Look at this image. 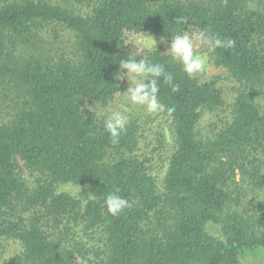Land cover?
Listing matches in <instances>:
<instances>
[{
    "label": "trees",
    "instance_id": "obj_1",
    "mask_svg": "<svg viewBox=\"0 0 264 264\" xmlns=\"http://www.w3.org/2000/svg\"><path fill=\"white\" fill-rule=\"evenodd\" d=\"M254 1L0 0V86L14 101L13 118L0 123V235L22 245L0 264H77L78 243L67 238L79 221L103 231L104 264H244L252 251L264 261V210L253 225L235 208L239 193L231 188L237 173L264 188V104L254 99L264 82V7ZM180 16L187 24L177 23ZM49 23L72 34L68 54L56 57L40 45ZM189 26L235 41L211 56L243 89L230 120L212 137H199L201 109L223 104L217 81L189 77L160 49L145 51L172 76L158 79L174 136L160 191L149 159L138 155L137 125L128 122L113 143L104 123L83 114L78 101L106 104L122 90L113 73L131 55L127 33L170 39ZM18 160L45 177L32 190L18 174ZM68 182L88 186L83 206L56 191ZM115 189L131 207L112 216L104 197Z\"/></svg>",
    "mask_w": 264,
    "mask_h": 264
},
{
    "label": "rangeland",
    "instance_id": "obj_2",
    "mask_svg": "<svg viewBox=\"0 0 264 264\" xmlns=\"http://www.w3.org/2000/svg\"><path fill=\"white\" fill-rule=\"evenodd\" d=\"M254 7H264V0H255ZM144 34H150L143 32ZM157 41V49L163 53L170 39L159 43L161 35L150 34ZM72 34L63 29L58 24L49 23L40 31V45H44L50 50L54 56L63 53L66 55L72 47ZM143 37L140 33L129 32L125 35L124 46L127 51L132 54L135 48L132 44H140ZM137 51H140L137 48ZM147 51L145 48L143 54ZM197 51L207 55L208 68L204 73L196 75L201 81L213 80L217 81V85L221 89L223 104L214 109H201L200 120L198 123L199 137L209 138L217 133L225 123L230 120L232 115V104L234 97L240 89H243L242 84L231 77L226 68L215 65L211 51L204 46L197 48ZM136 57H140L137 55ZM123 88L120 91L123 93L127 90L128 82L122 80ZM250 90V89H249ZM9 88L0 86V123H5L13 118L14 101L13 94L9 93ZM118 92L108 103L98 106H111L127 111L129 122H133L138 127L139 150L138 155L142 158L149 159V169L156 176L158 187L162 191V178L166 172L167 163L174 147V136L172 130L171 119L168 118L163 111L155 114L147 113L142 107L130 105L124 95ZM87 99V103L94 107V99L84 97L78 101L79 107L83 114H88L90 111L83 108V104ZM254 99L259 104H264V82L256 88ZM93 113V112H92ZM96 118L103 122V118L94 113ZM104 123V122H103ZM18 174L25 182L26 188L32 190L40 181L44 180V176L37 170L27 167L22 161L18 160ZM244 177V178H243ZM237 173L235 180L231 183V188L235 193H239V199L235 208H237L245 217H249L250 222L254 225L262 217L264 210V188L255 185L247 176ZM80 188V192H79ZM237 189V190H236ZM236 190V191H235ZM56 191H63L80 201L83 206L87 199L90 198V193L87 185H77L72 183H62L56 186ZM27 209V206H19L18 210ZM22 212V211H21ZM16 217H18V214ZM9 216L14 219V216ZM30 211L24 210L23 216H29ZM48 221V220H45ZM51 221H48V223ZM259 224V223H258ZM70 239H74L78 243V252L74 251V259L77 264H104L105 261V245L104 234L101 229H86L83 221L74 224L72 230L68 233L67 244ZM64 244V243H63ZM66 245V244H64ZM67 249L70 247L67 246ZM22 250L21 242L17 239L0 235V262H7L11 257L19 255ZM244 264H264L262 257L258 252L252 251L244 257Z\"/></svg>",
    "mask_w": 264,
    "mask_h": 264
},
{
    "label": "clouds",
    "instance_id": "obj_3",
    "mask_svg": "<svg viewBox=\"0 0 264 264\" xmlns=\"http://www.w3.org/2000/svg\"><path fill=\"white\" fill-rule=\"evenodd\" d=\"M188 19L180 16L176 20L181 26L187 24ZM141 35L143 37L142 42L138 45L132 44L135 51L126 59H119L118 68L113 73V78L117 81L126 78L128 82L127 90L120 93L124 95L125 100L130 105L142 107L147 113L155 114L164 110V105L158 100V79L163 77L166 81L171 82L172 76L170 73L165 72L163 64L153 63L143 54L145 48L149 52L152 50L157 52L158 41L150 34L141 32ZM164 40L165 38L161 37L159 43H163ZM234 45V40L221 39L218 34L211 33L206 27L189 26L186 30L180 28L176 34H170V43L167 49L159 54L163 57H170L172 61L179 63L182 70L189 77H192L204 73L208 68V57L198 52V47L204 46L211 51L216 48H231ZM137 48L140 51H137ZM137 55L142 56V58L137 60ZM79 98H81V95ZM83 108L103 118L105 130L109 133L112 142L117 143L129 122L127 111L111 106H98L97 101H94V107H92L87 103L86 98ZM167 111L170 114L174 109L168 108ZM104 204L107 212L112 216H117L124 209L131 207V203L119 194V189L107 193L104 197Z\"/></svg>",
    "mask_w": 264,
    "mask_h": 264
}]
</instances>
